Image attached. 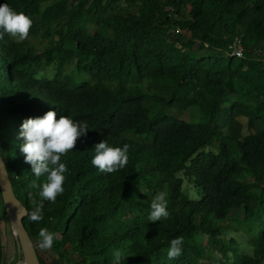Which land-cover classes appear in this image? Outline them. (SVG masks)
<instances>
[{"label": "trees", "instance_id": "obj_1", "mask_svg": "<svg viewBox=\"0 0 264 264\" xmlns=\"http://www.w3.org/2000/svg\"><path fill=\"white\" fill-rule=\"evenodd\" d=\"M0 3L32 20L26 39L0 40V154L40 264H115L117 250L125 264H264V0ZM235 38L242 56L231 54ZM50 109L89 128L61 157L55 202L32 186L45 177H34L19 135L24 119ZM192 109L189 119L173 114ZM102 140L128 146L124 168L91 164ZM161 192L169 215L149 222ZM241 227L247 243L231 235ZM180 236L182 253L169 260ZM21 255L0 191V264Z\"/></svg>", "mask_w": 264, "mask_h": 264}, {"label": "clouds", "instance_id": "obj_2", "mask_svg": "<svg viewBox=\"0 0 264 264\" xmlns=\"http://www.w3.org/2000/svg\"><path fill=\"white\" fill-rule=\"evenodd\" d=\"M32 20L23 12H17L5 3H0V40L7 34L11 37L24 40L29 35ZM54 110L46 111L42 116L29 117L20 125V137L23 143L20 152L24 160L31 165V172L37 179L45 177L43 183H34L32 186L40 190V195L47 201L55 202L57 195L63 193L65 174L68 169L61 157L73 150L79 137L86 135L89 130L86 124L74 121L68 116L61 115L56 118ZM128 146L114 147L106 140L95 144L91 164L104 173H113L127 164ZM0 167L6 169L3 163ZM167 201L165 193L156 195L150 203L149 222H157L167 218ZM32 222L42 220L39 210L30 214ZM39 246L49 249L53 245L54 236L46 229L39 231ZM184 238L175 237L169 241L166 249L169 260L178 258L182 253ZM126 256L121 257L117 250L114 253L115 264H125Z\"/></svg>", "mask_w": 264, "mask_h": 264}, {"label": "water", "instance_id": "obj_3", "mask_svg": "<svg viewBox=\"0 0 264 264\" xmlns=\"http://www.w3.org/2000/svg\"><path fill=\"white\" fill-rule=\"evenodd\" d=\"M0 163L5 166V161L0 154ZM0 191L4 208L11 225L12 233L17 240V246L22 252L21 259L26 264H40L36 249L26 229L24 218L27 216V208L16 197L7 169L0 167ZM16 215V219L13 215Z\"/></svg>", "mask_w": 264, "mask_h": 264}, {"label": "rangeland", "instance_id": "obj_4", "mask_svg": "<svg viewBox=\"0 0 264 264\" xmlns=\"http://www.w3.org/2000/svg\"><path fill=\"white\" fill-rule=\"evenodd\" d=\"M38 43V42H37ZM38 45H41L38 43ZM68 67V70H72L71 69V65L67 66ZM173 114L177 115L178 117H181V118H185V119H189L192 115H196V110L195 109H192V110H187V111H183V112H178L176 110L173 111ZM240 120L242 121L243 125H244V134L247 133L248 131L246 130L247 129V124H246V119L243 118V117H240ZM185 189L190 193V191L192 192V187H191V184H189L188 182H185V185H184ZM234 212H238L239 214L243 215V210L240 208V209H232L231 210V214H234ZM240 232H236V233H233L232 232V236H236L237 237V242L238 243H247L248 240H249V234L247 233V230L245 228H240L239 229ZM228 237V236H227ZM243 248L245 250H248L250 251V249L248 247H241L240 250H243ZM6 249H7V254L8 256L12 259V257L15 255L16 253V249H15V246L13 244V239L11 237V235L7 234L6 236ZM21 257V256H20ZM19 257V258H20ZM18 258V259H19ZM23 260V259H21ZM203 263H207V264H210L209 263V260L205 257L203 260H202Z\"/></svg>", "mask_w": 264, "mask_h": 264}, {"label": "built area", "instance_id": "obj_5", "mask_svg": "<svg viewBox=\"0 0 264 264\" xmlns=\"http://www.w3.org/2000/svg\"><path fill=\"white\" fill-rule=\"evenodd\" d=\"M231 49V54L234 56L243 55V47L240 45L238 38H235L232 43L229 45Z\"/></svg>", "mask_w": 264, "mask_h": 264}, {"label": "bare ground", "instance_id": "obj_6", "mask_svg": "<svg viewBox=\"0 0 264 264\" xmlns=\"http://www.w3.org/2000/svg\"><path fill=\"white\" fill-rule=\"evenodd\" d=\"M13 216L16 219L17 216L15 214ZM17 264H26V263L23 260H20Z\"/></svg>", "mask_w": 264, "mask_h": 264}]
</instances>
